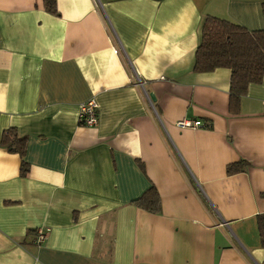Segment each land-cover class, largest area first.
Segmentation results:
<instances>
[{
    "label": "crops",
    "instance_id": "crops-1",
    "mask_svg": "<svg viewBox=\"0 0 264 264\" xmlns=\"http://www.w3.org/2000/svg\"><path fill=\"white\" fill-rule=\"evenodd\" d=\"M56 7L0 0V140L25 137L28 164L0 145V264H264V78L233 114L230 70H194L204 17L264 29V0ZM149 187L157 213L134 204Z\"/></svg>",
    "mask_w": 264,
    "mask_h": 264
},
{
    "label": "trees",
    "instance_id": "trees-1",
    "mask_svg": "<svg viewBox=\"0 0 264 264\" xmlns=\"http://www.w3.org/2000/svg\"><path fill=\"white\" fill-rule=\"evenodd\" d=\"M43 6L47 12L58 14L56 0H43ZM219 67L230 70L228 107L235 114L247 87L264 78V29L248 30L227 19L205 16L200 41L194 52V70L207 72ZM0 145L19 155L20 171L22 175L25 174L28 170L24 159L25 137L18 136L13 129H8L3 132ZM245 165L243 160L228 164L226 172L232 174L241 171ZM134 204L152 213L160 211V197L154 187H149L134 200ZM256 226L260 245L264 248V212L256 215Z\"/></svg>",
    "mask_w": 264,
    "mask_h": 264
},
{
    "label": "built area",
    "instance_id": "built-area-1",
    "mask_svg": "<svg viewBox=\"0 0 264 264\" xmlns=\"http://www.w3.org/2000/svg\"><path fill=\"white\" fill-rule=\"evenodd\" d=\"M148 98V97H147ZM97 108L98 104L95 99L91 98L82 102L79 105L77 120L78 123L82 126H95L97 124ZM178 127H198L201 125L199 120H189L183 119L176 122ZM45 239V233L41 228H38L35 231V239L34 242L40 244Z\"/></svg>",
    "mask_w": 264,
    "mask_h": 264
},
{
    "label": "water",
    "instance_id": "water-1",
    "mask_svg": "<svg viewBox=\"0 0 264 264\" xmlns=\"http://www.w3.org/2000/svg\"><path fill=\"white\" fill-rule=\"evenodd\" d=\"M149 96L151 97L152 100H154L153 94H149Z\"/></svg>",
    "mask_w": 264,
    "mask_h": 264
}]
</instances>
